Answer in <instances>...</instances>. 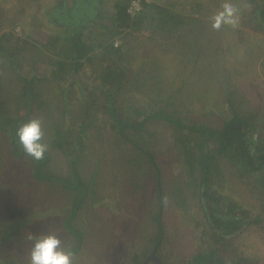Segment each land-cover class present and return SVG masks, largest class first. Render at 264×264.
<instances>
[{
  "label": "trees",
  "instance_id": "obj_1",
  "mask_svg": "<svg viewBox=\"0 0 264 264\" xmlns=\"http://www.w3.org/2000/svg\"><path fill=\"white\" fill-rule=\"evenodd\" d=\"M34 1L42 6L48 24L54 27L52 30L47 32L46 29H43L42 34L37 37L25 32L24 28L28 25L25 20L15 22L6 28L4 18L2 24L0 21V60L2 58L10 60L11 67H8L11 69V82L16 84L14 86H18L19 89L15 97L18 98L16 99L18 100L16 112H11L6 104L2 107V102H0V108L7 112L0 117V133H2L3 139H6L8 157L14 159L13 163L29 162L31 177L40 182H52L51 184L57 181V186L61 185L65 191L72 190L71 192L75 193L71 211L66 216L67 227L73 234L70 242L73 246L70 244L66 250H70L74 254L82 247L84 231L74 225V219L85 199L97 193L93 187L99 179V174L93 170L91 177L88 178L89 181L81 175L84 150L95 133L98 135L99 132H102L99 129L101 126H103L104 132L108 131L104 128L111 120V122L117 123V127L114 128L115 132L113 131L118 135L115 140L116 146L120 149L122 142L129 143L128 145H132L133 149L137 151L136 155L137 153L138 155L146 153V156L139 155L141 160L146 157L144 160L150 162L151 171H153L152 174L156 180L154 193L156 192L157 203L154 220L158 224V230L152 237L150 248L145 250L143 256H147L150 251L157 252L162 262L166 264L160 253L161 246L167 237L165 223L162 221L163 209L165 203L169 204L172 201L167 198L171 195L176 198L177 193L165 192L161 166L158 164L153 149H147L135 136L136 134L129 136V130L140 133L148 132L147 125L150 121L162 120L170 122L178 130L187 133L193 132L196 135L197 141L193 143V138L182 137L183 132H181L178 141L183 145L191 173H195V178L198 180L193 182L196 194L199 195L205 220L214 230L217 240L215 245L210 246V249L195 253L192 256V263L204 261L208 264H229V260H231V264H247V258L242 253L235 251L224 256L221 251L222 247H229V252H232L231 247L235 244L233 241L235 236H238L252 223L264 221V118H261L264 116V109H254L250 112L240 108L238 104L235 105V101L239 99L242 101V97L244 100L247 99L246 91H239L237 87L231 85L233 87L228 86L224 90L228 103L232 107V115L225 117L221 124H213L200 119L195 120L188 116L183 118L178 112L181 106H186L187 112L196 111L197 108L191 106L192 99L195 98L192 92L186 95L187 100L178 101V99L181 95L180 92L196 82L197 78H194L193 74L198 66L202 67L198 65L200 56L196 55L187 60L194 61V63L188 67L189 70L186 68L185 72L181 74L182 79L178 87H171L173 83L170 80L177 73L171 70L164 71L168 64L163 55H157V49L150 56L145 55L147 58L145 60L142 58L143 62L138 67H135L132 62V57L151 51L149 45L152 39H156L154 33L166 34V38L163 37L164 40H161V44L164 42H168V45L178 44L184 33L194 27L193 23L197 26L204 20L200 28L195 27L190 30L198 31L199 38L196 40V46L200 48L202 44L198 41L201 34L206 32L205 26L209 23L205 16L211 18L215 15V13H211L213 6L210 5L217 0H206V4L200 0L193 1L192 14L196 9L202 10V17H194L185 10L182 12L180 9H176L175 3L163 6L155 1L146 4L144 9L133 17L127 11L130 0ZM253 1L255 8L252 9L250 15L256 18L255 27L264 32V0ZM111 2L113 4L108 8L107 3ZM207 3L209 4L207 5ZM46 4L48 5L46 6ZM106 11L109 12V20L102 22L99 20L100 14ZM259 22L261 23L259 24ZM117 23H122L131 29L123 32L121 43L128 44L129 50L124 49L121 44L119 46L114 44V37L122 32L121 28L116 26ZM16 24L23 27V33L19 34L18 30L15 31ZM142 27L151 28L152 32L150 38L142 39V42L147 43V47L140 51L141 41L137 42V39L144 34L142 31L136 34L135 31L143 29ZM3 28L5 29L1 30ZM168 35L170 38L167 37ZM216 35L220 50L218 53H221L222 56L224 51L223 48H220L218 32ZM185 38L184 43H190L188 36ZM203 49H208L206 42H204ZM16 55L19 61H16ZM182 58L185 61V53H182ZM176 62L178 64V61ZM87 64L99 67L93 68L92 73H88ZM145 71L148 76L143 74ZM201 76L204 77L201 78L204 85L205 83L208 85L211 79H214L217 85L219 84L216 72ZM229 80L230 77H224V82H229ZM54 81L60 86H65L66 106L75 103L76 100L80 105L82 104L80 118L77 117L71 124L67 120V113L70 109H63L62 104H57L62 110L61 116L59 115L61 122L54 125L55 122L52 123V121H56V118L48 119L47 122L50 123L47 128L42 127L45 134L43 142L48 145V148L43 159L36 161L25 154L16 132L23 123L33 118L40 119L43 112L47 110L46 116L52 110L47 97H50L53 92L48 84L51 85ZM69 84H76L71 85V88L77 89L78 86L81 90L77 89V93L70 92L67 87ZM83 96L84 98L88 97L85 99L86 101ZM169 105L171 109H168ZM140 115L142 117L138 119ZM101 149V155L107 154V148ZM131 153L128 154L130 162L132 165H137L138 155L134 157ZM55 154L61 155L63 161L69 162L71 177V174L52 172L50 163ZM218 157L226 160L234 168L237 177L245 180L250 189L251 187L256 188L255 193L261 207H259V211H256L258 214L251 211L249 213L242 208L241 204L243 203L239 202L231 201L227 206H224L226 204L224 194L215 186V182L218 181L216 179H219V176L223 177V173H220L223 167L219 164ZM248 174L251 177L255 176L257 186L251 183L250 178L247 177ZM177 192H182L184 196L182 199L186 200L182 186H177ZM183 200H178V203H183ZM261 214L263 217H260ZM7 223L5 228L0 231V264H25L16 258L2 257L6 239L11 238L13 233L12 228L18 229L17 227H19L16 222ZM200 224L201 222H199ZM204 228L201 229L204 230ZM141 253L136 251L133 254L135 264L143 263L144 259L141 258ZM73 261L74 264H80L74 259ZM155 263L158 264L156 260Z\"/></svg>",
  "mask_w": 264,
  "mask_h": 264
},
{
  "label": "rangeland",
  "instance_id": "obj_2",
  "mask_svg": "<svg viewBox=\"0 0 264 264\" xmlns=\"http://www.w3.org/2000/svg\"><path fill=\"white\" fill-rule=\"evenodd\" d=\"M153 1L157 2L158 0ZM159 1L163 2L164 6L175 3L176 9H180L182 12L185 10L194 17H202V10L196 9L193 14L191 12L195 0ZM205 1L200 0L206 4ZM21 2L0 0V21L2 24L4 18L5 28L15 22L25 20L28 23L24 28L25 32L37 37L42 34L43 29L48 32L54 28L48 24L41 5L35 3L34 0H22ZM225 2L231 3L237 8L238 26L233 28L225 25L216 31L219 34L220 48H223L224 51L222 56L221 53H218L220 52L216 40L218 36L211 26L212 20L205 16L209 23L205 26L206 32L201 34L198 41L202 44L200 48L196 46V40L199 38L198 31L190 30L195 27L200 28L204 20L197 26L193 23L194 27L191 26L192 28L184 33L178 44L168 45V42L161 44V40H164L163 37L166 38V34L154 33L156 39H152L150 42L151 51L132 57L135 67H138L143 62L141 59L147 58L145 55L150 56L157 49V55H163L168 64L164 71L171 70L177 73L170 80L173 83L171 87H178L182 79L181 74L194 63V61L187 60L196 55L200 56L198 65L202 67L198 66L196 70L194 69L195 74L192 72L194 78H197L196 82L180 92L181 95L178 99V101H185L187 100L186 95L192 92L195 98L192 99L191 106L197 108L196 111L187 112V107L181 106L178 112L183 118L188 116L195 120L200 119L213 124H221L225 117L232 115V107L228 103L224 90L231 85L237 87L239 91H246L247 99L244 100L242 97V101L240 99L235 101V105L238 104L240 108L249 111L264 109L262 108L264 105V32L255 27L256 18L250 15L252 9L255 8V2L253 0H217L210 5L213 6L211 13L217 14L222 11ZM107 5L109 8V5L112 6V2ZM108 18L109 12L106 11L100 14L99 20L108 22L106 21L109 20ZM16 25L15 28L20 26V30L17 31L16 28L15 31L19 34L23 33V27L20 24ZM142 32L144 35L137 39V42L141 41L140 51L147 47V43L142 42V39L150 38L152 29L146 28ZM186 36L190 43H184ZM204 42L207 43V50L203 49ZM170 45L172 46L168 48ZM182 53L186 55L185 61H183ZM15 58L16 61H19L17 55ZM8 66L11 67L10 60L2 58L0 60V102H2V107L6 104L11 112H16L18 110V100L16 99L18 98L15 97L19 89L18 86H14L16 84L11 82V69ZM98 67V65H86L88 73H92L93 68ZM146 72L143 74L148 76ZM215 72L218 76V85L214 79H211L208 85L201 82V78H204L201 75ZM225 76L230 77L229 82H224ZM71 85L76 84L67 86L70 92L77 93V89L81 90L78 86L77 89H73ZM48 86L53 90L51 96L47 97L52 110L46 116L47 110L42 113L40 118L42 127L47 128L50 123L47 122L48 119L56 118V121H52V123L55 122L54 125L61 122L59 115L61 116L62 110L57 104H62L63 109H70L67 113V120L73 124L77 117L80 118L82 104L80 105L76 100L75 103L66 106L65 86H60L56 81ZM87 98L83 96L84 100ZM168 109H171L170 105ZM6 113L5 109L0 108V117ZM141 117L142 115L138 116V119ZM261 118L263 119L264 116ZM147 126L148 132L140 133L129 130V136L136 134L135 136L147 149H153L158 164L161 166L165 192L177 193L176 198H173L172 195L167 198L172 201L169 204L165 203L163 209L162 221L165 223L167 237L161 246L160 253L166 264H194L192 256L199 251L209 249L212 244L215 245L217 237L205 220L204 210L193 184L198 180L195 178V173H191L183 145L178 141V136L183 131L176 129L170 122L162 120H152ZM115 127H117V123L111 122V120L104 128L108 131L104 132L103 126H101L99 129L102 132H99L98 135L95 133L84 150L82 177L89 181L88 178L91 177L94 170L99 174V179L93 187L97 193L85 199L74 219V225L81 228L84 235L82 247L74 253L73 259L80 264H135L133 254L139 251L142 252L141 258L144 259L142 264H156L155 259L150 256L155 253L159 257L157 252L150 251L147 256H143L145 250L150 248L152 237L158 230V224L154 220L157 203L156 192L154 193L156 180L152 174L150 162L144 160L146 157L143 160L139 157V155L146 156L145 152L139 155L137 153V157V151L133 149L132 145L129 146V143L122 142L120 149L116 146L115 140L118 135L114 133ZM0 134V231L5 228L7 222L13 221L19 224L18 229L12 228L11 238L6 239L2 257L16 258L20 262L28 264V253L32 245V242L27 239L28 235L38 236L50 230L58 231L67 249L72 244L70 242L73 234L67 227L66 216L71 211L75 193L68 189L65 191L61 185L57 186V181L51 184L52 182H40L31 177L29 162L13 163L14 159L8 157L6 139H3L2 133ZM184 136L193 138V143L197 141L193 132L184 131L182 137ZM101 148H107L108 155H101ZM130 152L134 157H137V165H132L130 162L128 155ZM126 155L128 156L125 157ZM218 162L223 167L220 172L223 173V177L219 176V179H216L218 181L215 182V186L224 194V201H226L224 206H227L231 201L239 202L243 203L241 204L243 209L256 214L260 207V201L255 193L256 188L251 187L250 189L245 180L239 179L234 173V168L226 160L218 157ZM96 167L97 169H95ZM50 169L56 174L67 173L71 174L70 177L72 176L69 162L63 161L59 154H55L50 163ZM247 177L250 178L251 183L257 186L255 176L251 177L248 174ZM177 186L183 187L186 200L182 199L184 197L182 192H177ZM180 199L183 200V203H178ZM260 217H263L262 214ZM199 222H201L200 225ZM203 227H205L204 230L201 229ZM243 230L240 236L234 237L238 245L237 253L246 255L249 264H264V221L254 222ZM222 248L221 252L224 256L233 253V251L229 252V247Z\"/></svg>",
  "mask_w": 264,
  "mask_h": 264
},
{
  "label": "clouds",
  "instance_id": "obj_3",
  "mask_svg": "<svg viewBox=\"0 0 264 264\" xmlns=\"http://www.w3.org/2000/svg\"><path fill=\"white\" fill-rule=\"evenodd\" d=\"M237 12L238 10L233 4L225 2L222 11L211 17L212 28L219 30L225 25L237 27ZM16 28V30H20V26ZM16 134L27 156L36 161L43 159L48 145L43 142L45 134L42 121L39 118L30 119L20 125ZM27 239L32 242L28 253V264H74V254L72 251L66 250L58 231L50 230L38 236L29 234Z\"/></svg>",
  "mask_w": 264,
  "mask_h": 264
},
{
  "label": "crops",
  "instance_id": "obj_4",
  "mask_svg": "<svg viewBox=\"0 0 264 264\" xmlns=\"http://www.w3.org/2000/svg\"><path fill=\"white\" fill-rule=\"evenodd\" d=\"M157 3H159L160 5H163V2H161V1H157ZM112 4H113V2H112ZM164 6V5H163ZM116 26H118V28H121L120 30H122V32H120L118 35H116L115 37H114V39H117V38H120L121 40L123 39V32L124 31H128L127 29H129V30H131L130 29V27L128 26V27H125V25L124 24H122V23H117V25ZM123 28V29H122ZM143 29H139V30H136L135 31V33L136 34H139V31H143V30H146V28L145 27H142ZM120 45V44H119ZM119 45H116V46H119ZM121 46L124 48V49H126V50H129V45L128 44H121ZM242 233V232H241ZM241 233H239V235L238 236H240V234ZM235 238H237L236 236H235ZM234 242H235V244L233 245V247H231V250L233 251V252H235V251H237V248L236 247H238V245L236 244L237 243V240H233ZM210 249V248H209ZM244 256H246V255H244ZM247 261V260H246ZM193 262V261H192ZM194 263H205L204 261H198V262H194ZM232 262H231V260H229V264H231ZM249 262L247 261V264H248Z\"/></svg>",
  "mask_w": 264,
  "mask_h": 264
},
{
  "label": "built area",
  "instance_id": "obj_5",
  "mask_svg": "<svg viewBox=\"0 0 264 264\" xmlns=\"http://www.w3.org/2000/svg\"><path fill=\"white\" fill-rule=\"evenodd\" d=\"M153 0H130L127 11L131 14V16L137 15L141 10L144 9L146 4L151 3ZM122 43L120 38L114 40L115 45H119Z\"/></svg>",
  "mask_w": 264,
  "mask_h": 264
},
{
  "label": "water",
  "instance_id": "obj_6",
  "mask_svg": "<svg viewBox=\"0 0 264 264\" xmlns=\"http://www.w3.org/2000/svg\"><path fill=\"white\" fill-rule=\"evenodd\" d=\"M150 257H153V258L156 260V262H157L158 264H164V263L162 262V260L160 259V257L156 256L155 253H154L152 256H150ZM150 257H149V258H150ZM194 264H208V263H194Z\"/></svg>",
  "mask_w": 264,
  "mask_h": 264
}]
</instances>
